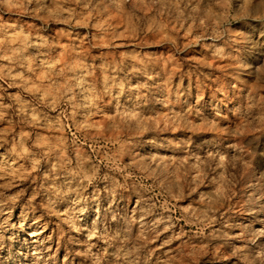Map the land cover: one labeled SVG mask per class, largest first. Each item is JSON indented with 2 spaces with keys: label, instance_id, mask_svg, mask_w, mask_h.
Segmentation results:
<instances>
[{
  "label": "rangeland",
  "instance_id": "obj_1",
  "mask_svg": "<svg viewBox=\"0 0 264 264\" xmlns=\"http://www.w3.org/2000/svg\"><path fill=\"white\" fill-rule=\"evenodd\" d=\"M0 264H264V0H0Z\"/></svg>",
  "mask_w": 264,
  "mask_h": 264
}]
</instances>
